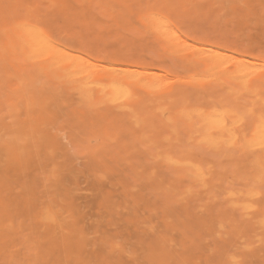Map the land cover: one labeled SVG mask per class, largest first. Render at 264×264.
I'll list each match as a JSON object with an SVG mask.
<instances>
[{
	"label": "rangeland",
	"instance_id": "1",
	"mask_svg": "<svg viewBox=\"0 0 264 264\" xmlns=\"http://www.w3.org/2000/svg\"><path fill=\"white\" fill-rule=\"evenodd\" d=\"M0 131V264H264V0H0Z\"/></svg>",
	"mask_w": 264,
	"mask_h": 264
},
{
	"label": "bare ground",
	"instance_id": "2",
	"mask_svg": "<svg viewBox=\"0 0 264 264\" xmlns=\"http://www.w3.org/2000/svg\"><path fill=\"white\" fill-rule=\"evenodd\" d=\"M26 32H30V33H33L34 35H36V36H38L39 34H37V30L34 28V27H30V26H28L27 28H26V30H25ZM29 35V34H28ZM48 49H50V48H48ZM57 51V50H56ZM57 52H60V50L59 51H57ZM67 56H72L71 54H68ZM66 56V57H67ZM78 57H79V55H78ZM77 57V54H76V58H78ZM70 58V57H69ZM74 58V60H75V57H73ZM71 59V58H70ZM65 60V59H64ZM67 60H69V59H66V61ZM85 93H86V91H85ZM86 97H88V96H86ZM91 103V100H90V97L87 99V101H86V105H89ZM91 105V104H90ZM58 112H62L61 110L59 111L58 110ZM104 112V111H103ZM90 114V113H89ZM64 115V114H63ZM98 116V115H97ZM89 117H90V115H89ZM64 118V117H63ZM25 127L27 128V126H25L24 125V130L22 129V131H23V133H17V139H16V141H18V143H21L22 141H24V144H23V147L21 148L19 145H18V143H17V145H18V147H15V150L17 151V153H15V158H19V159H21V160H23L26 164L27 163H29V162H36V161H38L39 160V158L37 157V153H34V152H32L31 150H28V148H26L25 147V145L29 142V138H30V136H29V126H28V130L27 129H25ZM27 130V131H26ZM31 130H32V128H31ZM53 130V129H52ZM79 130V129H78ZM21 131V132H22ZM25 131V132H24ZM33 131V130H32ZM78 132V131H77ZM80 132V131H79ZM81 133V132H80ZM16 134V133H15ZM33 134H34V132H33ZM1 136H2V134H1V131H0V138H1ZM16 136V135H15ZM15 136H13L14 138H15ZM32 132H31V138L30 139H32ZM23 138V139H22ZM1 140V139H0ZM15 140V139H14ZM28 140V142H26ZM23 143V142H22ZM4 151H6V150H4ZM32 152V153H31ZM13 155V154H12ZM83 169V168H82ZM21 170H22V166H18L17 165V163L15 162V160L13 159V157L11 156V154H10V158L9 157H7V154L5 153V152H1L0 151V171H1V173H2V176H4L5 178H7V176L8 175H10V172H13V173H15V174H21ZM51 179V178H50ZM49 179V180H50ZM53 180V179H52ZM57 181V179H56V176L54 177V181ZM12 183V182H11ZM17 184H19V185H22V186H27V185H32V184H35L36 182H35V180H33V179H31V178H29V177H27V176H25V175H23L22 177H21V179H19L17 182H16ZM58 183V182H57ZM5 184V183H4Z\"/></svg>",
	"mask_w": 264,
	"mask_h": 264
}]
</instances>
